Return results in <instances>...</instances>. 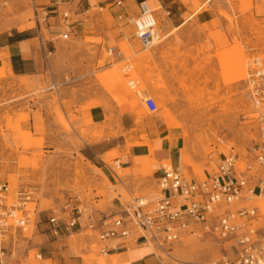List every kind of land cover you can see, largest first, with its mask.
<instances>
[{
  "label": "rangeland",
  "instance_id": "374dc122",
  "mask_svg": "<svg viewBox=\"0 0 264 264\" xmlns=\"http://www.w3.org/2000/svg\"><path fill=\"white\" fill-rule=\"evenodd\" d=\"M114 1L108 0L101 12L91 14L94 24L86 35L68 41L58 38L56 48L50 42L36 72L14 74L5 67L6 55H0V187L8 186V203L18 191H30L26 208L33 213L26 230H8L0 236L10 258L7 264L115 261L100 254L94 234L73 230L56 240L45 223L49 216L64 220L65 206L76 204L74 198L99 212L117 200L115 213H120L132 198L154 195L151 167L148 173H139L140 178L127 181V173L114 163L121 164L128 149L142 145L148 147L150 163L155 162L154 144L142 134L135 136V129L125 130L129 121L124 122V113L135 114V126L152 119L167 127L168 137L183 136V147L174 158H180L188 176L201 179L213 172L222 154L244 155L264 126L263 0H158L161 8L155 16L160 41L145 50L128 23L136 6L131 9L122 0L123 6L117 7ZM17 6L0 7V34L10 30L8 23L15 20H21L19 28L34 27L31 0H24L21 11H16ZM183 20L188 22L175 29L173 24ZM50 38L43 36L44 41ZM210 40L215 43L211 45ZM111 47L118 48L124 59L118 53L108 56ZM188 47H195L196 54L180 50ZM213 47L214 54L205 56L204 63L217 60L219 81L207 88L199 80L204 64L191 71L187 64L188 59L201 61L197 55ZM165 59L183 70L178 86H170L165 79ZM255 60L262 64L263 78L251 85ZM127 63L132 69L122 72ZM146 96L154 99L155 113L144 106ZM90 111L94 118L88 119ZM105 139L112 142L98 145ZM157 165L170 166V161ZM253 205L264 210V199ZM147 248L163 253L155 257L157 264H206L231 251L228 244L209 235H187L171 246Z\"/></svg>",
  "mask_w": 264,
  "mask_h": 264
},
{
  "label": "built area",
  "instance_id": "2783aa9c",
  "mask_svg": "<svg viewBox=\"0 0 264 264\" xmlns=\"http://www.w3.org/2000/svg\"><path fill=\"white\" fill-rule=\"evenodd\" d=\"M10 0H0L5 7ZM63 0H52L53 13L58 17L61 30L59 38L68 41L72 34V16L69 11H57ZM122 0L113 4L122 7ZM264 3V0H263ZM104 8L94 5L83 13V18H91L95 11ZM34 18L48 17L34 10ZM169 12L165 16H169ZM41 18V19H39ZM122 16H118L120 20ZM185 21V20H183ZM134 29V36L143 49L154 46L158 38V19L155 10L146 2L136 4L135 15L128 18ZM116 51L107 50V55ZM253 80L263 78L262 64L254 61ZM125 64L121 71L128 72ZM149 113L157 111L151 96L143 100ZM120 166L117 160L114 161ZM105 165V164H104ZM161 175L155 181L154 195L132 198L122 207L121 214L96 216L85 214V208L74 198L73 206H65L66 218L49 216L46 230L56 240L62 239L71 231L83 230L95 235L100 254L108 256L138 243L163 248L181 241L184 236L209 235L229 245L230 253L206 264H264V210L253 205L257 199H264V126L253 144L244 155L233 151L217 160L213 172L204 179L192 178L185 173L178 159L176 166H161ZM8 186L0 187V234L13 227L9 220L14 218V210L30 202L31 192H18L17 203L7 206ZM80 205L83 209H81ZM27 220H16V227L23 229ZM28 224V223H27ZM6 251L0 242V264H7Z\"/></svg>",
  "mask_w": 264,
  "mask_h": 264
},
{
  "label": "crops",
  "instance_id": "0c3cea01",
  "mask_svg": "<svg viewBox=\"0 0 264 264\" xmlns=\"http://www.w3.org/2000/svg\"><path fill=\"white\" fill-rule=\"evenodd\" d=\"M124 2L129 3L128 7L131 9L132 7L136 6L138 2H146V4H152L151 8L155 11L156 9L160 10L161 8V4L158 2V0H124ZM8 3L18 5L16 11H21L23 10L22 8H24V0H10ZM31 3L34 27L19 28L18 25L21 23V20H15L8 23V25L12 27L10 30H6L2 32V34H0V36H2V41L0 42V55H6V57L4 58L5 62L7 63L5 64V67L8 71H11L14 74L24 75L36 72L38 67L42 65V55L46 54L49 43L51 42V44L53 46L55 45L56 48L57 39L59 38V35L61 33V30L58 27V17H56L53 13L54 5L52 3V0H31ZM108 3V0H63V2L57 6L56 10L60 12H70L73 21L71 31L73 37L77 38L79 36H84L88 32H90V29L88 28L90 26H93L94 24L92 18H83V13L86 10L90 11L91 8L94 7V5H99L101 8H105L108 6ZM34 10L38 11L42 17L44 14H47L48 17H43V19L39 18L41 20H39V22L37 23L34 18ZM177 21H179V18L177 19ZM186 22H188V20H185L179 23L178 25L176 23L173 25L177 26L175 29H179ZM44 35L51 37L50 40H46L48 41V43L43 40ZM36 39L38 40V43L36 42ZM203 40L205 39L203 38ZM209 43L213 45L215 41L210 40ZM180 50H185L186 54L189 55L196 54L195 47L180 48ZM116 51L118 53V56L124 59L123 54L118 48H116ZM214 52L215 47H213L211 50H203V52L197 55L201 57V61L199 58H196L195 60L188 59L187 64L189 71H191L195 65H199L200 62L204 64L203 72L202 74H199V80L202 82V85L206 86L207 88H213L215 82L219 81V70L217 60L215 58H212L207 65L204 63L206 59L205 56L212 55L214 54ZM169 53L170 55L174 56V52L172 50H169ZM170 60L172 59L169 58V61ZM156 61H159V59L155 58V62ZM167 61L168 59H165V62L163 64L165 79H169L170 86H178L177 80L181 76H183V70L178 65H168ZM149 67L150 69L152 67L151 61H149ZM78 116H80L81 119L79 123H83L84 119L82 114L80 113ZM90 116L94 118L92 111L88 113V119L90 118ZM105 116H107V112ZM103 117L104 115L101 114L99 118L100 121L103 119ZM122 118L124 122L129 121L128 127H125V130L127 132L135 129L137 131L135 133V136L138 137L141 134L144 135L145 139L148 142L154 144L153 148L155 149L152 157L155 161L154 163H150L149 159L147 158L149 156L147 146H134L128 149V152L127 154H125L123 162L121 163L122 170L125 172V174L127 173L125 176V180L134 181L136 178H140L138 174L141 172L144 174L148 173V167H151V169H153L152 177L154 180H156V178L161 175L160 166H158L157 163L169 160L171 166H176L178 164V159L180 158H174V155L183 147L185 141L183 136L168 137L170 132L167 127L163 123H156L152 119H144L141 123L138 124V126H135L134 120L136 116L132 113H124ZM107 140L108 139L101 140L99 144H97L104 145ZM108 141L110 142L111 140ZM118 143L119 142L116 141L114 144ZM122 145H124L123 141ZM116 146L117 145L109 148L107 147L104 150H112ZM128 190L130 192H133L134 187L130 186ZM118 203L119 202H117V200L112 202L110 201L107 209L101 212L105 216L112 215L119 209ZM134 246L135 247L133 249L131 247V249L129 250H122L115 253H110V256L114 254H120L118 256H115V261L112 262V264H117L120 259L121 264H157L155 257L158 256V253L154 249H148V246L143 243H138ZM128 251L129 253L127 255L121 257V255L127 253ZM9 259V256H7L8 263Z\"/></svg>",
  "mask_w": 264,
  "mask_h": 264
},
{
  "label": "bare ground",
  "instance_id": "6f19581e",
  "mask_svg": "<svg viewBox=\"0 0 264 264\" xmlns=\"http://www.w3.org/2000/svg\"><path fill=\"white\" fill-rule=\"evenodd\" d=\"M157 10H159V9H156V11ZM158 34V33H157ZM161 40H162V38H161ZM160 41V40H159ZM158 38L156 39V41H154L155 43H154V45H156V44H158ZM152 48V47H151ZM146 49H149V48H146ZM145 50V49H144ZM117 53V51H115L114 53H112L111 55H109L108 54V56H114L115 54ZM139 60V59H138ZM141 60V59H140ZM127 65L129 66V69H128V72L132 69V65L131 64H129V63H127ZM114 71H117V70H114ZM243 75H244V73H243ZM245 76V75H244ZM144 100V99H143ZM148 148V147H147ZM120 164V163H119ZM120 170H122V168H121V164H120ZM18 192H20V191H18ZM18 192L16 193V198L14 199V200H11L10 201V203H8V200H9V193H8V195L6 196V201H5V203L7 204V206H11L12 205V203H17V198H18ZM28 192H30V191H28ZM258 201H260V199H257ZM132 201V199L130 200V201H128L127 203H130ZM77 203H79L83 208H85V214L87 215L89 212L91 213H94L96 216H98L99 214L97 213V210H93L92 208H86V207H84L82 204H81V202H77ZM126 203V204H127ZM27 204H29V202L28 203H25L23 206H21L19 209H15L14 210V218L12 219V220H9L8 222L9 223H13V227L10 229V230H14V229H19L18 227H16V224H15V221L16 220H23V221H25V220H27V223H26V225L24 226V228L22 229V230H26L27 229V227L29 226V222L31 221V217H33V213H31L29 210H27V208H26V205ZM80 205H78L81 209H83ZM99 212V211H98ZM99 213H102V212H99ZM118 214H121V213H114V214H112V216H114V215H118ZM107 216H110V215H107ZM8 232V231H7ZM5 233V232H4ZM4 233H1L0 234V236H2V234H4ZM153 249V248H152ZM158 254H163V253H161V252H159V251H157L156 249H154ZM6 255H7V253H6ZM118 255H120V254H114V255H108L107 257H115V256H118ZM38 258H40L41 259V256L40 255H38ZM6 261H7V257H6Z\"/></svg>",
  "mask_w": 264,
  "mask_h": 264
}]
</instances>
